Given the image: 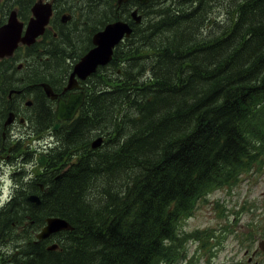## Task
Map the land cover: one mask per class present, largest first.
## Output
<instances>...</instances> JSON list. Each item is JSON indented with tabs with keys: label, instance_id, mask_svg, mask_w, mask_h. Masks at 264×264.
<instances>
[{
	"label": "trees",
	"instance_id": "16d2710c",
	"mask_svg": "<svg viewBox=\"0 0 264 264\" xmlns=\"http://www.w3.org/2000/svg\"><path fill=\"white\" fill-rule=\"evenodd\" d=\"M197 1L168 0L150 11L142 33L115 53L134 66L125 65L131 80L119 87L108 79L112 93L98 99V108L113 106L112 123L80 129L83 138L103 135L105 146L43 204L74 228L60 232V250L34 245L25 213L12 217L13 204L6 208L25 235L17 264H179L190 241L206 247L215 236L183 233V221L213 188L262 169L264 0H205V12ZM140 74L150 81L129 85ZM33 221L38 230L43 219Z\"/></svg>",
	"mask_w": 264,
	"mask_h": 264
},
{
	"label": "flooded vegetation",
	"instance_id": "af4514ba",
	"mask_svg": "<svg viewBox=\"0 0 264 264\" xmlns=\"http://www.w3.org/2000/svg\"><path fill=\"white\" fill-rule=\"evenodd\" d=\"M137 1L0 0V28L15 18L23 24L22 36L29 23L37 19L36 7L51 10L48 25L32 45L19 42L11 56L0 57V185L13 181L9 199L3 206L0 202V264H17L16 239L23 232L17 222L6 220L5 211L10 204H13L12 217L25 213L24 218L32 225L29 235L34 245L39 244L46 251L53 244L59 245L60 232L45 240L37 239L49 218L44 201L54 195L52 188L60 187L64 177L79 168L82 159L96 158L105 146V137L100 134L96 138L102 139V145L93 149L95 139L83 138L80 129L86 126L87 131L96 133L98 123L93 120V112L98 99L107 93L111 95L109 89L113 85L109 82L113 79L125 83L121 78L126 72L125 65L133 64L129 61L124 64L122 56L117 54L128 48L131 38H123L111 61L98 65L90 75L74 78L71 75L80 60L95 48L94 36L108 24L119 20L129 22L135 33L139 23L132 19V13L136 10L145 19L147 13L159 10L168 0H150L153 2L146 4ZM104 15L102 20L93 18ZM132 45L135 50L139 49L134 42ZM18 72L26 76L17 77ZM25 80L28 83L22 85ZM72 105L77 106L76 111ZM33 197L38 201H31ZM34 218L43 219L38 230L33 227ZM252 230L255 234L250 235L251 245L245 258L248 264H264V251L260 247L264 241V225Z\"/></svg>",
	"mask_w": 264,
	"mask_h": 264
},
{
	"label": "rangeland",
	"instance_id": "374dc122",
	"mask_svg": "<svg viewBox=\"0 0 264 264\" xmlns=\"http://www.w3.org/2000/svg\"><path fill=\"white\" fill-rule=\"evenodd\" d=\"M197 2H202L201 9L205 12V0H198ZM197 2L195 4H198ZM223 7L224 6L221 8ZM148 17L149 15L146 18L148 19ZM93 18L95 20H102L104 16ZM215 18L223 20L224 15L217 11L215 13ZM144 23L145 19L142 18L141 23L137 25V32H135V34L142 33L145 27ZM144 47L145 45L143 44L139 46V51L141 53L144 52ZM147 53L152 54L153 52L150 50ZM132 56L136 57L135 54H131L130 57ZM22 62H24V60H22ZM33 68L34 64L32 65V69ZM132 71L133 74L138 72L136 68ZM16 76L22 78L26 75L24 72H18ZM121 78L124 82L131 80L126 75H123ZM113 80L119 82V87H123L118 79ZM4 81L5 79L3 78L2 82ZM134 81H139V84H142V82L145 83L146 81H150V79L143 80V74H140V79H133L129 85H132ZM27 83L28 81L25 80L22 85ZM182 99H185L184 93L170 97L171 102ZM111 107H96L94 110L93 120L97 121L100 127L106 128L112 123ZM152 119L155 121V116H153ZM114 125L115 124H113V126ZM121 132L126 135L125 131L121 130ZM84 136L86 135H82V137ZM11 182L13 183V181H10L9 183H1L0 185V202L2 206L5 204L6 200L9 199L11 193L10 189L12 188ZM209 194L210 197L207 201L200 202L191 217L183 221L181 231L183 233H194L196 231L211 234L215 233V236H211L208 246L206 247L205 241H190L186 246L188 256L179 264H248L245 258V252L251 245V233L255 234L252 229L261 224L264 225V166L260 171L255 167L248 172V174H243L237 186H217L213 188ZM24 236L22 235L16 239V244L20 242ZM258 239H260L259 236ZM248 254L249 251L246 255ZM249 262H251V260H249Z\"/></svg>",
	"mask_w": 264,
	"mask_h": 264
},
{
	"label": "water",
	"instance_id": "95a60500",
	"mask_svg": "<svg viewBox=\"0 0 264 264\" xmlns=\"http://www.w3.org/2000/svg\"><path fill=\"white\" fill-rule=\"evenodd\" d=\"M128 0H119V3L127 2ZM148 0H141L142 4H146ZM135 10L132 17L135 22L141 23L142 16H138ZM34 14L37 16L36 20H32L27 28L25 36H22L23 24L17 22L15 18H11L9 23L0 28V57L11 56L15 49L18 47L19 42L23 44L32 45L35 39L41 35L49 23L51 10H44L42 7H36ZM40 18V19H39ZM133 33L131 27L122 21L108 24L102 31H99L93 39L95 48L89 51L75 66L71 78L76 75L85 77L90 75L98 65L106 64L111 61L116 46L123 40V38H130ZM73 84L70 81V85ZM74 111L77 106L72 105ZM66 119H70V116ZM62 120V118H61ZM102 145V139H97L93 148H98ZM31 201H38L33 197ZM48 225L44 227L37 235L38 240H45L51 235L62 231H73L74 228L63 218H48ZM264 251V241L260 245ZM58 249V244H53L48 247L49 251Z\"/></svg>",
	"mask_w": 264,
	"mask_h": 264
},
{
	"label": "bare ground",
	"instance_id": "6f19581e",
	"mask_svg": "<svg viewBox=\"0 0 264 264\" xmlns=\"http://www.w3.org/2000/svg\"><path fill=\"white\" fill-rule=\"evenodd\" d=\"M131 1H133V0H131ZM137 1V0H136ZM148 1H150V0H148ZM134 2H135V0H134ZM133 2V3H134ZM138 2V1H137ZM136 2V3H137ZM153 2V1H152ZM151 1H150V3H152ZM113 3H114V0H113ZM128 3V2H127ZM130 3V2H129ZM132 3V2H131ZM138 4H140V3H138ZM112 5V4H111ZM132 5V4H131ZM142 5V4H141ZM115 6V5H114ZM123 6H126V5H123ZM138 6V5H137ZM147 6V5H146ZM120 7V6H119ZM138 8V7H137ZM142 8V7H141ZM144 8V7H143ZM142 8V9H143ZM117 9V8H116ZM122 9V8H121ZM124 9V8H123ZM123 9H122V11H123ZM126 9H127V7H126ZM139 9H140V7H139ZM142 9H140V10H142ZM118 10V9H117ZM132 10V9H131ZM145 10V9H144ZM125 11V10H124ZM123 11V12H124ZM127 13V12H126ZM129 13V12H128ZM141 13V12H140ZM128 15L129 14H127V17H128ZM144 15V14H143ZM124 16V15H123ZM130 16V15H129ZM104 17H105V15H104ZM118 17H121V16H118ZM129 18V17H128ZM127 19V18H126ZM133 19V18H132ZM129 20V19H128ZM127 20V21H128ZM120 21V20H119ZM132 22H133V20H131ZM125 22V21H124ZM127 23H129V22H127ZM111 24V23H110ZM131 24V23H130ZM135 25H137V24H135ZM133 26V25H132ZM133 28V27H132ZM74 44V43H73ZM37 61V60H36ZM97 139H99V138H95V140H93V142H92V147H93V144H94V142L97 140ZM93 149H97V148H93ZM71 152V151H70ZM50 218V217H49ZM22 227V226H21ZM34 231V230H33ZM26 240V239H25ZM58 250H60V246L58 245V249H56V250H53V251H51V252H54V251H58ZM49 251V250H48Z\"/></svg>",
	"mask_w": 264,
	"mask_h": 264
}]
</instances>
